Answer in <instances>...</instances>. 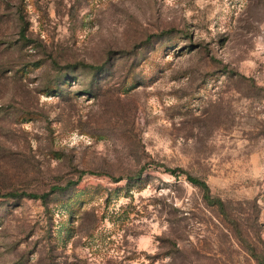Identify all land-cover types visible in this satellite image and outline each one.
<instances>
[{
  "label": "rangeland",
  "instance_id": "1",
  "mask_svg": "<svg viewBox=\"0 0 264 264\" xmlns=\"http://www.w3.org/2000/svg\"><path fill=\"white\" fill-rule=\"evenodd\" d=\"M0 193V264H257L264 0H0Z\"/></svg>",
  "mask_w": 264,
  "mask_h": 264
},
{
  "label": "trees",
  "instance_id": "2",
  "mask_svg": "<svg viewBox=\"0 0 264 264\" xmlns=\"http://www.w3.org/2000/svg\"><path fill=\"white\" fill-rule=\"evenodd\" d=\"M170 171L172 174H174V170H167ZM188 179L196 186H198L202 192H203V199L210 205L212 206H216L221 213H224L227 215V212L225 210V203L224 201L219 198L216 197L212 194L211 189L209 184L206 182V180L198 178V177H193V176H189ZM14 196L16 194H2L0 193V197H8V196ZM30 195V197L36 198V195L33 194H28ZM237 231L239 233H241L240 230L237 229ZM248 251L251 254V256L256 260L257 264H264V250L263 251H259L257 249V247L254 244H249L248 246Z\"/></svg>",
  "mask_w": 264,
  "mask_h": 264
}]
</instances>
